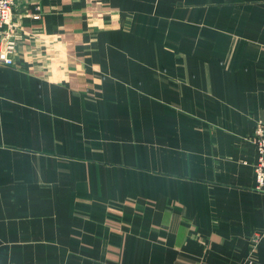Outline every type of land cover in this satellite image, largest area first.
<instances>
[{
  "label": "crops",
  "instance_id": "1",
  "mask_svg": "<svg viewBox=\"0 0 264 264\" xmlns=\"http://www.w3.org/2000/svg\"><path fill=\"white\" fill-rule=\"evenodd\" d=\"M14 22L0 264H243L257 235L264 264V0H25Z\"/></svg>",
  "mask_w": 264,
  "mask_h": 264
},
{
  "label": "built area",
  "instance_id": "2",
  "mask_svg": "<svg viewBox=\"0 0 264 264\" xmlns=\"http://www.w3.org/2000/svg\"><path fill=\"white\" fill-rule=\"evenodd\" d=\"M25 0H0V62L6 65L15 64V55L18 51V25L14 22L15 8ZM38 12L31 15L33 19H40V6ZM253 141L258 149V160L255 164L256 188L264 193V120L256 123ZM261 236L252 239L251 250L243 264H254L255 252Z\"/></svg>",
  "mask_w": 264,
  "mask_h": 264
}]
</instances>
